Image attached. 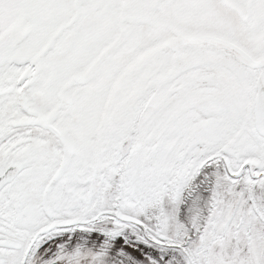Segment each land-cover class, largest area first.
<instances>
[{"label":"snow or ice","instance_id":"1","mask_svg":"<svg viewBox=\"0 0 264 264\" xmlns=\"http://www.w3.org/2000/svg\"><path fill=\"white\" fill-rule=\"evenodd\" d=\"M0 264H264V0H0Z\"/></svg>","mask_w":264,"mask_h":264}]
</instances>
